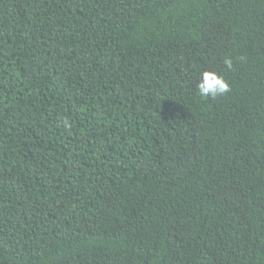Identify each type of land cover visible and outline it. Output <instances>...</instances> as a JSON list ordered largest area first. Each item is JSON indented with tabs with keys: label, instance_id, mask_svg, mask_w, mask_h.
Instances as JSON below:
<instances>
[{
	"label": "trees",
	"instance_id": "16d2710c",
	"mask_svg": "<svg viewBox=\"0 0 264 264\" xmlns=\"http://www.w3.org/2000/svg\"><path fill=\"white\" fill-rule=\"evenodd\" d=\"M0 264H264V0H0Z\"/></svg>",
	"mask_w": 264,
	"mask_h": 264
},
{
	"label": "clouds",
	"instance_id": "9594fccd",
	"mask_svg": "<svg viewBox=\"0 0 264 264\" xmlns=\"http://www.w3.org/2000/svg\"><path fill=\"white\" fill-rule=\"evenodd\" d=\"M241 60L244 58L241 57ZM223 63L228 70L233 69V60L231 58H225ZM196 90L200 97L216 99L222 97L231 91L229 82L223 75L218 74L212 70H205L200 73V79L197 81ZM60 123L64 127H70L69 121L65 118Z\"/></svg>",
	"mask_w": 264,
	"mask_h": 264
}]
</instances>
